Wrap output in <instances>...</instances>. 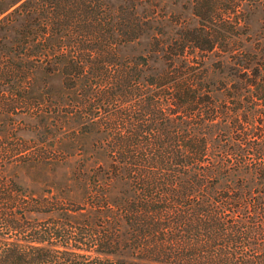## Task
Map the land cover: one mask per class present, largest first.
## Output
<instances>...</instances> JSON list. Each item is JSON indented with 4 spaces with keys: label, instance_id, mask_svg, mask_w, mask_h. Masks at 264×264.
<instances>
[{
    "label": "trees",
    "instance_id": "obj_1",
    "mask_svg": "<svg viewBox=\"0 0 264 264\" xmlns=\"http://www.w3.org/2000/svg\"><path fill=\"white\" fill-rule=\"evenodd\" d=\"M142 1L56 0L18 32L35 60L3 76L57 81L49 116L96 133L101 160L76 208L0 176V264H264V107L249 110L264 67L238 45L249 7L194 0L198 26L174 29Z\"/></svg>",
    "mask_w": 264,
    "mask_h": 264
},
{
    "label": "rangeland",
    "instance_id": "obj_2",
    "mask_svg": "<svg viewBox=\"0 0 264 264\" xmlns=\"http://www.w3.org/2000/svg\"><path fill=\"white\" fill-rule=\"evenodd\" d=\"M23 1L0 0V11L8 9L6 14ZM28 1L12 15L14 21L9 27L4 29L0 25V176L21 185L32 198H45L50 204L58 202L63 208H76L86 201L93 168L101 160V155L98 157L94 153L92 145L96 133L92 130L84 132L77 118L49 116L48 90H56L58 83H51V78L49 80L41 71L35 74H31L33 71L22 74L14 72L3 76L4 71L11 70L15 65L34 62L36 53L31 47L37 40H32L29 46L26 43L28 38L24 40L18 32L32 28L30 23H34L33 19L44 15L56 4V0ZM111 2L115 3V0ZM193 2L143 0L142 6L146 11L153 8L158 21L166 22L174 29L179 26L194 28L198 26L199 19L194 14ZM29 5L34 10L32 18L22 21L19 14ZM35 6L37 8L34 9ZM246 6L249 7L248 23L238 29L241 35L238 45L251 50L257 62L264 67V0H245L243 7ZM77 23L84 25L81 18ZM77 34L78 39L88 40L86 30H80ZM139 48L141 46H137ZM215 62L216 58L212 56L207 65L217 72ZM20 80L26 83H20ZM37 86L40 88L38 98L35 93ZM263 107L256 106L249 110ZM32 216L44 218L58 217L60 214L52 211L47 214L33 213Z\"/></svg>",
    "mask_w": 264,
    "mask_h": 264
}]
</instances>
